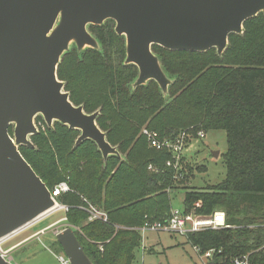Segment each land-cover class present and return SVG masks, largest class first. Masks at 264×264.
Segmentation results:
<instances>
[{"label": "trees", "instance_id": "obj_1", "mask_svg": "<svg viewBox=\"0 0 264 264\" xmlns=\"http://www.w3.org/2000/svg\"><path fill=\"white\" fill-rule=\"evenodd\" d=\"M90 31L102 50L79 53L73 47L63 56L58 77L76 105L88 113L100 110L97 123L123 158L110 156L105 162L94 141L76 145L79 130L60 122L51 128L41 116L36 122L45 128L31 136L34 147L20 146L50 190L68 181L71 191L57 201L69 207L66 220L88 256L94 264H138L143 239L138 227L148 219L169 218L174 208L168 190L179 173L167 165L173 154L150 146L143 128L162 139L183 131L199 138V131L225 130V178L187 189L183 210L191 211L197 202L198 214L224 210L230 226L190 233L187 240L203 250H221L208 264H235L245 255L250 264H264V12L246 20L242 34L229 36L222 56L216 48L188 52L154 45L176 79L168 98L155 80L132 90L139 69L124 63L126 41L114 20L91 25ZM187 168L183 163L182 182L189 177ZM88 202L106 211L108 221H88L89 213L81 209Z\"/></svg>", "mask_w": 264, "mask_h": 264}, {"label": "water", "instance_id": "obj_2", "mask_svg": "<svg viewBox=\"0 0 264 264\" xmlns=\"http://www.w3.org/2000/svg\"><path fill=\"white\" fill-rule=\"evenodd\" d=\"M262 12L264 0H0V243L58 207L20 151L21 145L34 147L38 116L51 128L60 122L79 130L76 145L94 141L105 162L123 158L97 123L100 110L88 113L76 105L58 77L73 47L79 53L102 50L91 25L114 20L126 41L124 63L139 69L132 90L155 80L168 98L176 79L154 45L188 52L216 48L222 56L229 36L242 34L245 21ZM57 239L72 264H94L71 226ZM0 264L15 263L0 250Z\"/></svg>", "mask_w": 264, "mask_h": 264}, {"label": "rangeland", "instance_id": "obj_3", "mask_svg": "<svg viewBox=\"0 0 264 264\" xmlns=\"http://www.w3.org/2000/svg\"><path fill=\"white\" fill-rule=\"evenodd\" d=\"M37 125L38 128H45L42 121L37 122ZM13 129L14 126H11V133ZM187 140L177 167L179 176L175 177L168 190L172 196L173 207L180 209L184 208L182 199L187 189L217 184L227 174L223 157L228 148L225 130H210L205 132V137L191 138L189 142ZM183 163L188 167L189 177L182 182L180 174ZM65 212V209L60 208L43 215L6 238L0 245L1 249L16 264H58L55 256V253L60 252L57 233L71 226L66 220ZM95 219L89 216L88 221ZM143 237L145 243L142 242L137 250L140 262L143 260L145 264H201L192 244L185 236L171 232L146 231ZM143 245L146 246V252ZM261 250L264 252V245Z\"/></svg>", "mask_w": 264, "mask_h": 264}, {"label": "built area", "instance_id": "obj_4", "mask_svg": "<svg viewBox=\"0 0 264 264\" xmlns=\"http://www.w3.org/2000/svg\"><path fill=\"white\" fill-rule=\"evenodd\" d=\"M143 134L146 135L150 146L158 149V150H168L173 154L172 160L167 162L168 166H172L177 170L179 166L180 159L182 153L184 151V146L186 140L190 135L188 131H183L178 134L174 139L171 138H160L157 131L150 130L147 127L143 128ZM198 136L200 138L205 137L204 131H199ZM174 165V166H173ZM151 169H154L153 166H150ZM179 176V175H178ZM182 176V174H180ZM71 191V188L68 184V181H62L58 185L51 190L52 195L57 200V197L65 192ZM57 209L63 208L68 210L69 207L67 205L60 204L58 201ZM200 202L195 204V207L200 206ZM195 207L189 211L185 212L180 208H173L171 210V214L169 218L165 220H146L143 226L138 227V230L141 233L146 231L153 232H171L176 233L181 236H185L188 239L190 233L201 232L207 230H217L225 227H229L227 224L226 212L224 210L217 209L211 214H198L195 211ZM81 209L87 211L91 218H98L103 221H108V214L104 210H100L91 203H87L86 206H81ZM3 242V241H2ZM1 242V243H2ZM0 243V245H1ZM193 250L199 257L201 264H208L211 261V258L217 253L221 252V250H217L215 247L208 248L203 250L199 245H192ZM1 252L6 255L0 247ZM57 263L58 264H72L69 257L65 253H55ZM235 264H250L249 255H245L242 257H236L234 259ZM16 264V263H15Z\"/></svg>", "mask_w": 264, "mask_h": 264}, {"label": "crops", "instance_id": "obj_5", "mask_svg": "<svg viewBox=\"0 0 264 264\" xmlns=\"http://www.w3.org/2000/svg\"><path fill=\"white\" fill-rule=\"evenodd\" d=\"M184 197H185V194H184ZM184 197L182 199V203L184 202ZM176 208H179V207H176ZM142 237H143V233H142ZM142 242H143V244L145 243L144 237L142 239ZM150 246H152V245L150 244ZM143 250L146 252V246H144V245H143ZM137 263L138 264H145V261L142 260V262H140V260H138V258H137Z\"/></svg>", "mask_w": 264, "mask_h": 264}]
</instances>
